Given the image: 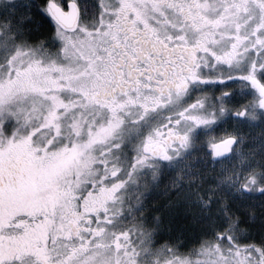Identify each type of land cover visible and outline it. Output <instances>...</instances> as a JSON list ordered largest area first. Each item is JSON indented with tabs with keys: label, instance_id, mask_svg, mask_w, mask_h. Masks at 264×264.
<instances>
[{
	"label": "snow or ice",
	"instance_id": "1",
	"mask_svg": "<svg viewBox=\"0 0 264 264\" xmlns=\"http://www.w3.org/2000/svg\"><path fill=\"white\" fill-rule=\"evenodd\" d=\"M0 264H264V0H0Z\"/></svg>",
	"mask_w": 264,
	"mask_h": 264
},
{
	"label": "rangeland",
	"instance_id": "2",
	"mask_svg": "<svg viewBox=\"0 0 264 264\" xmlns=\"http://www.w3.org/2000/svg\"><path fill=\"white\" fill-rule=\"evenodd\" d=\"M246 130H250L251 132H253V137H259L260 135V132H261V129L257 126V127H254L252 129H246Z\"/></svg>",
	"mask_w": 264,
	"mask_h": 264
},
{
	"label": "trees",
	"instance_id": "3",
	"mask_svg": "<svg viewBox=\"0 0 264 264\" xmlns=\"http://www.w3.org/2000/svg\"><path fill=\"white\" fill-rule=\"evenodd\" d=\"M246 131H248V130H246ZM248 132L250 133L251 136H253V132H251L250 130Z\"/></svg>",
	"mask_w": 264,
	"mask_h": 264
},
{
	"label": "flooded vegetation",
	"instance_id": "4",
	"mask_svg": "<svg viewBox=\"0 0 264 264\" xmlns=\"http://www.w3.org/2000/svg\"><path fill=\"white\" fill-rule=\"evenodd\" d=\"M64 2H65V3H67V2H68V0H64ZM153 195H155V194H153Z\"/></svg>",
	"mask_w": 264,
	"mask_h": 264
}]
</instances>
